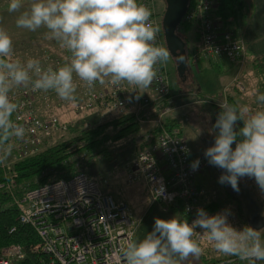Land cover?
Instances as JSON below:
<instances>
[{
    "label": "clouds",
    "instance_id": "clouds-1",
    "mask_svg": "<svg viewBox=\"0 0 264 264\" xmlns=\"http://www.w3.org/2000/svg\"><path fill=\"white\" fill-rule=\"evenodd\" d=\"M8 11L20 13L18 28L46 29V38L58 42L70 56L55 70L43 67L38 59H14L12 38L0 28V162L11 154L12 142L22 140L28 131L13 120L21 107L10 99L13 89L51 91L75 104L77 81L89 90L97 83L148 89L158 77L157 65L172 57L168 48L156 45L160 26L154 25L151 10L138 0H28L26 7L25 0H10ZM253 95L260 106L256 110L227 102L219 105L211 129L214 144L204 151L209 165L223 170L218 182L237 193L239 180L245 177L254 179L264 193V93L256 90ZM199 163L197 159L190 167L195 171ZM229 215L227 209L209 216L198 208L191 224L176 217L154 218L150 233L128 241L123 259L126 264H181L203 255L205 249L194 239L198 236L217 253L248 264L264 261V227L237 230L228 222Z\"/></svg>",
    "mask_w": 264,
    "mask_h": 264
},
{
    "label": "built area",
    "instance_id": "built-area-1",
    "mask_svg": "<svg viewBox=\"0 0 264 264\" xmlns=\"http://www.w3.org/2000/svg\"><path fill=\"white\" fill-rule=\"evenodd\" d=\"M138 3L151 10V21L161 28L152 1L138 0ZM215 8L214 0H196L183 19L199 25L201 46L193 57V63L225 58L232 64L241 63L242 66L246 58L244 40L235 32L224 30L214 23L211 13ZM156 45L164 47L161 31L157 34ZM68 56L70 53L59 46L44 51L34 59H38L43 67L52 66L55 70L66 63ZM157 68L158 77L152 83L157 91L156 104L170 94L171 87L165 66L159 64ZM234 83L244 91V84L238 77ZM77 84L79 94H76L77 102L73 104L76 114L91 111L98 104L122 114L134 113L138 118L152 104L151 99L143 98L137 108L132 109L140 89L132 86V89H128L126 84L113 86L97 83L92 90L86 86L81 90L80 82L77 81ZM52 94L55 93L33 91L31 87L13 89L9 94L10 99L21 106L18 113L13 115V120L28 130L22 140L12 142L14 146L11 156H8L12 157L9 161L12 164L39 153L43 143L50 140L53 134L66 131L55 121H47L37 114L36 103L46 101ZM173 112L172 107L164 106L157 118L151 121L161 132L153 145L127 166L125 181L129 186L145 185L152 206L160 205L164 213L170 212L178 204L183 214L196 216L198 208L206 209L199 179L210 171V165L204 156L195 154L178 129L165 126ZM197 159L200 163L194 171L190 165ZM6 166V161L0 162L1 176L5 180L10 177L5 172ZM12 182H0V190H8ZM15 204L20 224L30 227L38 238L39 244L34 251L46 254L48 264H126L122 249L128 241L134 240L138 225L127 203L115 200L106 178H92L81 172L69 180L47 183L29 190L15 199ZM3 257L0 264H13L10 260L22 258L21 247L7 248L3 251ZM227 264L242 263L232 259Z\"/></svg>",
    "mask_w": 264,
    "mask_h": 264
},
{
    "label": "rangeland",
    "instance_id": "rangeland-1",
    "mask_svg": "<svg viewBox=\"0 0 264 264\" xmlns=\"http://www.w3.org/2000/svg\"><path fill=\"white\" fill-rule=\"evenodd\" d=\"M151 1L156 11L155 17H157L162 25V14L166 10L165 2L164 0ZM230 2L231 0H227V3ZM9 3L10 0H0V28L5 29L12 38L14 59L18 58L26 62L27 59L39 57L44 51L53 48L50 47V44L58 43L55 40L46 38V29L42 28L36 32H31L27 29L18 28L16 26V19L20 13L9 12ZM27 3L28 0H25V7ZM241 4L244 8L245 2L243 3L242 0H233V4H228L225 11L222 9V11L216 12L215 8L214 15L211 16L212 20H214V23L218 27H222L224 30L240 32L242 28L241 19L243 18V12H241L243 8L240 10ZM23 10L25 9L22 8L21 11ZM238 10H240V13ZM160 31L162 33V28H160ZM196 33V25H192L189 29L181 25L177 30V35L181 38H188L187 48L190 49V52L194 51L195 53L198 49ZM238 65L242 67L239 81L244 84V91L240 89L239 91L238 88H236L237 91H235L234 86H232L237 74V68H239ZM164 66L172 86L175 102L172 104V109L174 108L172 117L179 122L177 127H179V125L181 126L184 136L192 145L197 155L204 156L202 140H206L213 135L211 133V124L215 123L217 115L220 112L218 111V108H220L219 105L227 102L228 98H226V96L232 93L241 105H249L253 110L260 107L253 93L256 90L262 93L263 90L261 85L264 81V74L261 71H255L256 74L254 76L252 64H249L247 57L244 59V64L242 66L241 63H229L225 58L204 59L198 64H193L194 68L188 72L185 83L184 81L181 82V79L178 78L176 62L171 57ZM127 86L128 89H132L131 86ZM80 87L81 90L84 87L82 82H80ZM236 87H238L237 84ZM78 92L77 90L76 94H79ZM156 96L157 91L155 84H152L148 89H141L139 98H137L138 96L136 97V103L134 102L132 109L137 108L138 102L141 99L148 97L152 100ZM73 108V104L60 100L56 94L50 95L46 101L39 100L36 103V111L41 118L47 121H55L59 127L62 126L66 129L69 125H75L86 117L93 119L97 116V121L101 120L108 122L111 118L114 119L118 114H122L120 112H115V109L109 110L106 108L104 110L100 108L97 111L93 109L82 114H76L73 112ZM206 113H211L212 119ZM205 114L209 117L207 123L204 117ZM152 120L153 119L147 120L148 122L143 124L145 128L143 129L144 133L145 130L153 126V123H151ZM65 133L66 131L61 132L62 135ZM56 135L58 134H53L52 138L45 143L48 145L54 144ZM146 136H148V134H146ZM124 153L126 154V150ZM9 156H11V154ZM122 159L123 156H120L116 161L112 162L96 159L91 164V172L94 176L96 175V177L99 178L104 177L110 182L111 192L116 201L127 203L130 214L138 225L134 240L139 241L143 239L146 234L153 230L154 218L168 220L176 217L181 221L187 220L189 224L196 219V216H192L183 220V216L178 209L164 213L160 205L156 204L152 206V199L145 185L129 186L126 183L125 177L128 172L126 168L129 164H121ZM11 160L12 157H7V160H4L7 163L5 167V172L7 174H10L12 162L9 161ZM121 172H124L122 176ZM222 172L223 170L216 167L209 171L206 176L210 175L212 182L206 187V177L199 179L204 191L203 199L205 206L207 208L210 205L215 207L214 210L212 208L206 209V212L209 216H214L226 209L230 210L231 215L228 217V222L239 230L244 226H248L242 219L244 208L246 209L245 216H248V218H250L253 213V209H249L251 204H254L261 213H264V193H261L254 179L247 177L239 180L240 191L238 193L236 191L232 193L231 190L233 189L231 186L227 190L225 187L226 184L222 185L218 182ZM239 207L243 208L242 212L238 210ZM196 231L202 233V230L199 228H197ZM194 239H197L205 249L203 255L199 258L189 257L187 260L182 261L181 264H210L218 260L229 258V256L217 253L206 240H202L198 236L194 237Z\"/></svg>",
    "mask_w": 264,
    "mask_h": 264
},
{
    "label": "trees",
    "instance_id": "trees-1",
    "mask_svg": "<svg viewBox=\"0 0 264 264\" xmlns=\"http://www.w3.org/2000/svg\"><path fill=\"white\" fill-rule=\"evenodd\" d=\"M195 1L196 0L191 1L190 8L195 4ZM214 1L216 2V8H221L224 11L228 4H233V0H231L230 3H227V0ZM241 9L242 4L240 5V10ZM240 10H238L239 13ZM213 13L214 10L212 11L211 16H213ZM163 15L164 12L162 16ZM246 15L247 14L242 13L244 19H241V24L246 21ZM182 25L187 29L192 25H196L197 39L200 41L199 25L197 23L183 21ZM235 33L237 34L238 32ZM187 39V37H184L186 44ZM58 47L59 46H54L53 49ZM164 48H166L165 42ZM199 49L196 53H192L188 48L190 70L193 68L191 62L194 64L193 57L198 53ZM259 71L264 74V69ZM180 79L181 82L185 80L184 78ZM234 84L235 83L233 82L232 86H234V90L237 91L236 88L238 87ZM261 86L263 90L262 93H264V81ZM226 98H228L227 103L229 102V104H240L238 99L233 96L232 93L231 95L226 96ZM148 99L150 100V98ZM155 99L156 97L152 99L151 106L138 118L134 113L130 112L120 115L118 114L114 119L111 118L108 122L101 120L97 121V116L93 119L86 117L75 125H69L65 134L62 135L59 133L56 135V141L54 144L48 145L47 143H43L39 153L23 158L12 164L9 180H13V182L10 184L8 190L0 191V257L5 249L11 246H20L23 258L18 260L15 264L49 263V257L46 254L34 251V248L39 244L38 238L30 227L20 224L15 199L20 198L29 190L38 188L47 183L69 180L81 172H86L90 176L96 177V175L94 176L91 172V164L96 159L112 162L116 161L120 156H123L121 164L132 163L141 152L153 145L157 136L161 132L160 128L153 124V126L150 129L145 130L144 133L143 129L145 128L143 124L145 123L141 122V120H155L158 113H160V110L164 109V106L173 107L172 104L175 102L172 86L170 87V94L166 98L157 104ZM141 101L142 99L140 102ZM100 108L102 110L105 109L98 104L94 109L97 111ZM218 111H221L220 108H218ZM206 114L212 119L211 113ZM206 114L204 117L207 123L209 117L206 116ZM237 124L239 127L243 126L242 121H238ZM177 125L173 124L171 117L165 122V126L178 129L183 134L181 126L179 125V127H177ZM211 125L213 126V124ZM146 134H148V136H146ZM214 138V135H212L206 140H203L206 144L205 147L207 146L208 148L213 146ZM190 146L192 147L191 144ZM233 147H235V145H233ZM192 149L194 151L193 147ZM125 150L127 155L124 153ZM2 179L3 178L0 174V181H2ZM240 207L238 210H241L242 212L243 208ZM180 208V205L176 204L172 210L178 209L183 216V220L192 217L183 214ZM211 208L213 210L215 209L213 205H210L208 208L206 207L207 210ZM245 210L246 209L244 208L242 219L248 224V216H245ZM232 259H235L242 264H248V261H241L235 256H229L228 259L218 260L217 262H212L210 264H227L228 261ZM257 264H264V261H259Z\"/></svg>",
    "mask_w": 264,
    "mask_h": 264
},
{
    "label": "water",
    "instance_id": "water-1",
    "mask_svg": "<svg viewBox=\"0 0 264 264\" xmlns=\"http://www.w3.org/2000/svg\"><path fill=\"white\" fill-rule=\"evenodd\" d=\"M192 0H164L166 10L162 18L163 38L169 49L171 58L176 62V71L179 78H184L190 71L187 44L183 38L177 35L178 28L182 25ZM184 80V82H185ZM232 193H235L232 190ZM248 226L253 228L264 227V216L259 210L248 218Z\"/></svg>",
    "mask_w": 264,
    "mask_h": 264
},
{
    "label": "crops",
    "instance_id": "crops-1",
    "mask_svg": "<svg viewBox=\"0 0 264 264\" xmlns=\"http://www.w3.org/2000/svg\"><path fill=\"white\" fill-rule=\"evenodd\" d=\"M242 1L243 3L245 2L244 8L242 7L243 8L242 12L243 14H247L246 15L247 17L245 19L246 21L243 22L242 24V28L240 32H238L237 34L244 40L246 46V57L249 60V64L250 65L252 64V70L254 71L253 74L255 76L256 74L255 71L264 69V0H242ZM217 11L220 12L222 11V9L216 8V12ZM197 42L199 49L201 46V42L198 41V39ZM54 46L57 47L59 46V44L58 43L50 44V47H54ZM192 52L195 53L194 51ZM191 65L194 68L192 62ZM193 68L191 70H193ZM240 70H242V68L239 66V68H237V74L235 78L238 77L240 79L242 73L240 72ZM170 117L173 120V124L176 125L179 124V122L174 117H172V115Z\"/></svg>",
    "mask_w": 264,
    "mask_h": 264
},
{
    "label": "flooded vegetation",
    "instance_id": "flooded-vegetation-1",
    "mask_svg": "<svg viewBox=\"0 0 264 264\" xmlns=\"http://www.w3.org/2000/svg\"><path fill=\"white\" fill-rule=\"evenodd\" d=\"M202 143H203V148H204V151L207 149V146L205 147V141H203L202 140ZM214 168V166H211L210 165V171L212 170ZM206 177V183H205V187L209 184V183H211L212 182V179H211V177H210V175H207V176H205ZM211 180V181H210ZM210 185V184H209ZM226 189L228 190L229 188H230V185H228V184H226ZM231 192H232V190H231ZM253 209L252 211H253V213H252V215L255 213V211L256 210H259V209H257V207L254 205V204H251L250 206H249V209ZM259 212H260V210H259ZM261 213V212H260ZM251 215V216H252ZM250 216V217H251Z\"/></svg>",
    "mask_w": 264,
    "mask_h": 264
},
{
    "label": "bare ground",
    "instance_id": "bare-ground-1",
    "mask_svg": "<svg viewBox=\"0 0 264 264\" xmlns=\"http://www.w3.org/2000/svg\"><path fill=\"white\" fill-rule=\"evenodd\" d=\"M86 173V172H85ZM2 177V176H1ZM3 178V177H2ZM4 179V178H3ZM2 179V181H0V182H5V181H9V177L5 180H3ZM5 190V189H4ZM0 191H3V190H0ZM12 247V246H11ZM6 250V249H5ZM0 258H5V257H3V253H2V255H1V257ZM22 258H23V253H22ZM21 258V259H22ZM21 259H17V260H10L13 264H15L18 260H21Z\"/></svg>",
    "mask_w": 264,
    "mask_h": 264
}]
</instances>
